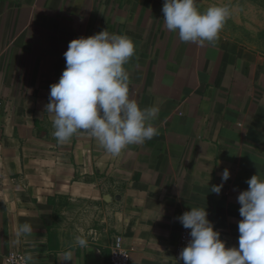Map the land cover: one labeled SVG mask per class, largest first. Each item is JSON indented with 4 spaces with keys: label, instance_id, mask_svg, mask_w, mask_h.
Listing matches in <instances>:
<instances>
[{
    "label": "crops",
    "instance_id": "1",
    "mask_svg": "<svg viewBox=\"0 0 264 264\" xmlns=\"http://www.w3.org/2000/svg\"><path fill=\"white\" fill-rule=\"evenodd\" d=\"M161 0H0V264H111L116 233L130 264H183L177 219L205 207L226 247H238V195L264 178V50L220 31L182 42L165 27ZM127 35L130 97L159 106V134L106 153L87 131L54 137L50 86L69 42L102 30ZM163 100L164 103L159 102ZM230 177L219 194L211 192ZM28 223L30 236L17 235ZM84 234L87 248L74 247Z\"/></svg>",
    "mask_w": 264,
    "mask_h": 264
},
{
    "label": "clouds",
    "instance_id": "2",
    "mask_svg": "<svg viewBox=\"0 0 264 264\" xmlns=\"http://www.w3.org/2000/svg\"><path fill=\"white\" fill-rule=\"evenodd\" d=\"M165 27L177 32L182 42H214L231 15L230 8L214 4L201 11L196 0H164ZM136 45L127 35L102 30L74 38L64 53L66 67L59 81L50 86L46 111L53 117L54 137L66 143L87 131L106 153L119 156L129 145L143 144L159 134L152 121L159 106L141 108L130 97V78L124 65L135 55ZM164 103L163 100L159 102ZM230 177L222 173L221 183L211 192L219 194ZM248 188L238 195L241 205L238 247H226L220 232L208 219L205 207H191L177 217L190 240L180 251L183 264H264V178L254 174ZM33 229L25 223L17 235L30 236ZM74 247L87 248L84 234L74 237ZM72 248L62 253L61 262H72ZM32 257H26V264Z\"/></svg>",
    "mask_w": 264,
    "mask_h": 264
},
{
    "label": "rangeland",
    "instance_id": "3",
    "mask_svg": "<svg viewBox=\"0 0 264 264\" xmlns=\"http://www.w3.org/2000/svg\"><path fill=\"white\" fill-rule=\"evenodd\" d=\"M196 4L201 11L214 4L227 5L231 15L221 31L264 50V0H196Z\"/></svg>",
    "mask_w": 264,
    "mask_h": 264
},
{
    "label": "built area",
    "instance_id": "4",
    "mask_svg": "<svg viewBox=\"0 0 264 264\" xmlns=\"http://www.w3.org/2000/svg\"><path fill=\"white\" fill-rule=\"evenodd\" d=\"M189 233L190 229L183 228L181 231L179 242L176 247V255L178 259L180 251L190 240ZM6 261L7 264H26V255L20 251H12L7 255ZM110 261L111 264H130L131 262L130 249L125 244L124 236L121 233H116L113 236Z\"/></svg>",
    "mask_w": 264,
    "mask_h": 264
}]
</instances>
